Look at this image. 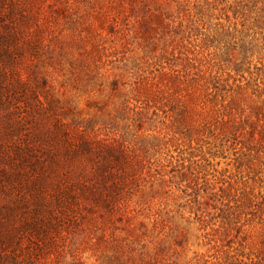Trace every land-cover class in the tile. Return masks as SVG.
Segmentation results:
<instances>
[{"label": "rangeland", "instance_id": "rangeland-1", "mask_svg": "<svg viewBox=\"0 0 264 264\" xmlns=\"http://www.w3.org/2000/svg\"><path fill=\"white\" fill-rule=\"evenodd\" d=\"M3 36L0 264H264V0H0Z\"/></svg>", "mask_w": 264, "mask_h": 264}, {"label": "trees", "instance_id": "trees-1", "mask_svg": "<svg viewBox=\"0 0 264 264\" xmlns=\"http://www.w3.org/2000/svg\"><path fill=\"white\" fill-rule=\"evenodd\" d=\"M9 39H8V37H5V36H3V37H0V46H2V50L0 51V55H1V53H3L4 55H8L9 54V52H10V47H9ZM68 145H70L71 143H70V140H69V138H68ZM86 146H87V143L85 144ZM30 148V146L29 145H25V148H22L20 151H22L23 149H29ZM105 167L104 166H102V169H104ZM5 168H2L1 170H4ZM13 172H16V171H13ZM106 179H107V177H105ZM34 182H36V185L38 186V187H41L42 186V184H41V181H40V183L38 182V181H34ZM40 184H41V186H40ZM39 216V215H38ZM37 221H40V222H43V220L42 219H38ZM36 224H38V223H36ZM2 255L0 254V261L2 262Z\"/></svg>", "mask_w": 264, "mask_h": 264}]
</instances>
